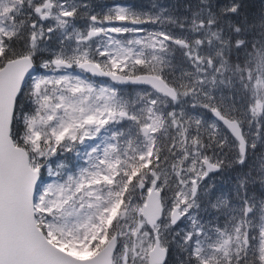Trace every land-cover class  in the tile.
<instances>
[{"label":"snow or ice","instance_id":"6c2138e0","mask_svg":"<svg viewBox=\"0 0 264 264\" xmlns=\"http://www.w3.org/2000/svg\"><path fill=\"white\" fill-rule=\"evenodd\" d=\"M0 264H264V0H0Z\"/></svg>","mask_w":264,"mask_h":264},{"label":"trees","instance_id":"16d2710c","mask_svg":"<svg viewBox=\"0 0 264 264\" xmlns=\"http://www.w3.org/2000/svg\"><path fill=\"white\" fill-rule=\"evenodd\" d=\"M105 0H93L96 4H103ZM112 0H106V2H111ZM136 2L139 3L140 8L150 9L154 4L169 9H173L177 14H185V5L189 3V0H132V6L135 7ZM254 5L259 6L260 0H252ZM179 32V29H176ZM234 173L223 172L220 176L213 178V182L216 185L217 190L227 191L233 182Z\"/></svg>","mask_w":264,"mask_h":264},{"label":"flooded vegetation","instance_id":"af4514ba","mask_svg":"<svg viewBox=\"0 0 264 264\" xmlns=\"http://www.w3.org/2000/svg\"><path fill=\"white\" fill-rule=\"evenodd\" d=\"M140 1V0H139ZM132 0H112L111 2H106V0L104 1L103 4L105 5H112V4H128V5H132ZM135 7L136 8H140L139 7V3L136 2L135 4ZM98 79V78H97ZM117 87H120V88H123L125 90H131V91H134V89H136V87H121V86H117ZM213 178L217 177V176H220V173H217V174H212Z\"/></svg>","mask_w":264,"mask_h":264},{"label":"water","instance_id":"95a60500","mask_svg":"<svg viewBox=\"0 0 264 264\" xmlns=\"http://www.w3.org/2000/svg\"><path fill=\"white\" fill-rule=\"evenodd\" d=\"M117 86H137V87H148V86H146V85H133V84L117 85Z\"/></svg>","mask_w":264,"mask_h":264},{"label":"rangeland","instance_id":"374dc122","mask_svg":"<svg viewBox=\"0 0 264 264\" xmlns=\"http://www.w3.org/2000/svg\"><path fill=\"white\" fill-rule=\"evenodd\" d=\"M140 89H142V88H136V89H134V91H132V93L135 94V91L140 90ZM68 155L71 156V154H68Z\"/></svg>","mask_w":264,"mask_h":264}]
</instances>
